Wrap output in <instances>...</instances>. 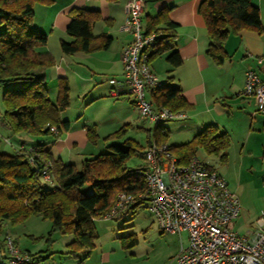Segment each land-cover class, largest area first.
I'll return each instance as SVG.
<instances>
[{"label":"trees","instance_id":"16d2710c","mask_svg":"<svg viewBox=\"0 0 264 264\" xmlns=\"http://www.w3.org/2000/svg\"><path fill=\"white\" fill-rule=\"evenodd\" d=\"M56 1L0 0V86L20 84L19 88L7 90L4 94L3 119L8 128L17 134L59 139L71 128L70 122L63 121L60 115L70 106L69 83L66 78L59 80L58 102H53L45 71L56 66V59L47 51L49 36L33 27L35 6H52ZM168 12L169 9L164 8L156 17H147L145 34H156L159 40L150 61L172 50L168 62L176 68L182 65L183 59L170 42L176 36L177 25L168 18ZM199 13L206 22L209 34L207 54L219 66L228 57L225 43L230 35L244 30L259 34L264 32L260 10L252 0H203ZM70 16L67 32L72 40L61 41L63 55L90 54L110 48L111 37L96 36L93 32V24L103 20L100 11L76 8ZM159 25L163 27L158 28ZM182 93L181 88L163 83L162 87L150 94V100L157 107L184 112L190 105ZM53 127L58 130V135L52 132ZM123 132L122 129V132L109 135L104 140H118ZM88 133L92 143L99 140L95 127H90ZM169 136L170 131L164 124L155 125L154 131H149L148 146L153 143L168 144ZM1 143L0 139V147ZM230 146L229 134L212 125L204 128L191 142L169 148L178 162L186 165L196 157L199 148H204L209 154L222 155L227 161ZM45 147L44 143L32 146L23 144V149H15L14 155L0 151V232L6 222L20 223L33 215L38 216L51 221L50 234L60 232L74 236L70 247L75 257L86 249H89L90 256L98 238L94 221L111 210L118 193L136 197L135 203L126 210H136L147 203L146 199L139 201L137 198L147 188L145 180L138 173L141 164L136 170L126 166L137 151L136 145L131 141L112 145L107 143V153L85 159L80 168L54 159ZM30 148L35 150L37 166L30 162ZM47 161L53 163L52 183L57 184L53 190L45 189L41 182V170ZM87 184L92 185V194L81 191ZM6 238L0 245V264L7 259V254L4 255L7 253ZM131 241L132 244L137 243L136 239ZM31 256L34 258V255Z\"/></svg>","mask_w":264,"mask_h":264},{"label":"rangeland","instance_id":"374dc122","mask_svg":"<svg viewBox=\"0 0 264 264\" xmlns=\"http://www.w3.org/2000/svg\"><path fill=\"white\" fill-rule=\"evenodd\" d=\"M63 3L64 0H58V5ZM50 7L40 4L35 6L36 15L33 27L49 36L48 45L57 56L58 64L68 70L70 106L61 111V117L72 123L79 122L77 125L79 127L85 124L96 127L100 139L97 145L85 151L88 159L107 153V143L108 145L123 144L127 141L134 143L137 151L127 161L126 166L136 170L142 163L143 149L148 146L149 131H154L155 125L139 118L138 112L131 103L133 101L131 95H124L121 98L110 96L108 80L114 77V74H111L112 71L99 69L102 65L98 64L97 60L91 59L98 55L96 52L90 55L80 53L65 56L62 54L60 40L70 41V38L61 34L60 31L54 32L51 37L52 28L49 18L56 8L54 6L50 9ZM112 11L118 18V24L109 28L110 26L100 22L94 29L95 34L106 32L113 37L114 46L109 52L102 54L110 60L118 54L124 20V11L117 4L113 6ZM48 15L51 16L48 17ZM163 82L169 85L171 81L163 80ZM59 84L60 81L57 78H55V83L49 80L47 84L50 99L55 103L58 102ZM19 87L20 84L0 86V139L2 140L0 151L9 155L16 153L15 146L17 145L43 144L49 138V136L17 134L5 124L3 119L4 94L7 90ZM127 98H131V101ZM197 122L198 120L188 115L187 119L165 123V127L170 131L168 145L175 148L191 142ZM233 124L238 130L232 138L229 160H224L222 155L209 154L204 148L198 149V158L222 175L229 183L230 189L238 196L241 214L235 227L239 235L245 236L256 229L260 218L264 219V143L261 136H257L256 140H251L254 151L251 154L245 152L244 156L242 147L244 142L248 141V130L235 120ZM122 129L124 132L118 140L111 142L104 140V137L122 132ZM261 133L263 135V132ZM74 160V162H79L75 158ZM78 167L80 168V165ZM41 182L47 190L57 187L55 183L44 180ZM81 191L89 195L93 193V187L87 184ZM94 227L98 238L90 256L89 249H86L80 251L79 257H75L70 247L74 236L60 232L50 234L51 221L34 215L20 223L6 222L0 232V245L7 236H10L15 243H19L21 251L25 253L29 251L36 256L35 264H177L176 255L180 253L182 241L185 245L187 244L188 235L186 233L182 235L181 241L177 234L160 231L148 203L136 210H124L112 219H95ZM132 239H136L137 243L132 244ZM6 254L4 253L5 256Z\"/></svg>","mask_w":264,"mask_h":264},{"label":"built area","instance_id":"2783aa9c","mask_svg":"<svg viewBox=\"0 0 264 264\" xmlns=\"http://www.w3.org/2000/svg\"><path fill=\"white\" fill-rule=\"evenodd\" d=\"M146 1L130 0L125 8L126 18L122 31L132 35V41L123 50L124 80L116 81L118 87L110 96L120 98L123 84L130 86V95L139 118L152 125L187 118L185 112H174L167 107H157L149 98L163 86L151 67L159 40L156 34H145L143 17ZM258 63L264 67V57ZM243 96L254 99L258 110L264 112V80L258 72L246 73ZM52 132L59 134L53 127ZM23 149V148H21ZM30 162L36 165L35 150ZM53 163L47 161L41 170L44 181L52 183ZM139 175L146 182V192L139 201L146 199L162 233L188 235L182 241L177 264H264V219L260 218L253 232L239 235L234 226L241 214L238 196L230 189L227 180L216 170L194 157L189 164H180L168 144L153 143L143 151ZM136 197L118 193L114 206L102 218L112 219L134 204ZM7 259L3 264H35L31 254L21 251L13 238H6Z\"/></svg>","mask_w":264,"mask_h":264},{"label":"crops","instance_id":"0c3cea01","mask_svg":"<svg viewBox=\"0 0 264 264\" xmlns=\"http://www.w3.org/2000/svg\"><path fill=\"white\" fill-rule=\"evenodd\" d=\"M129 1L130 0H64L62 5H58L57 0L56 3L50 7L51 9L55 6V12L52 16L48 15V17L51 16L49 18L52 28L51 37L54 35V32L60 31L61 34L68 36L70 41L72 40L68 35L67 28L71 22L70 13L76 8L98 10L101 12L103 20L93 24V32L96 24L100 22H104L108 27L110 26L109 28H113L118 24V18L112 11L113 6L116 4L124 11V20L122 21L124 23L126 18L125 8ZM145 1L144 31H146V18L149 16L151 18L156 17L164 8L169 9L168 18L177 25L175 30L176 36L173 40H170V42L181 55L183 59L182 65L173 68L169 64L168 57L173 52L169 50L158 55L151 62V67L162 82L163 80H169L171 81L168 83L169 85L182 89L183 97L190 105V108L184 112L187 117L191 115L193 119L196 121L198 120L195 125L196 130L193 134V138L207 126L215 125L218 126L222 132L229 134L232 144L234 133L238 130L237 126L233 124L235 120L237 123L243 124V128L248 130V141L244 142L242 153L244 156L246 154L245 152L251 154L252 151H254L251 140H256L257 136H261V140L264 143V112H257L258 107L255 100L244 97L242 93L248 70H255L264 80V67L258 63L259 57H264V32L259 34L254 31L244 30L238 34L230 35L225 43V51L228 57L225 62L219 66L207 54L210 44L209 34L206 22L199 13V6L203 0ZM252 3L260 10L264 27V0H252ZM161 27L163 26H158V28ZM95 35H105L112 38L109 49L98 51L96 52V54H98L97 56L91 57V59L97 60L98 64L102 65L99 66V69L112 71L111 74H114V77L108 80L110 94L111 89L118 87L116 81L124 80L122 53L132 41V35L125 32L121 33V43L120 46H118V54L111 60L104 55L102 56V54L109 52L114 46L113 37L106 32ZM62 40L63 39L60 40V43ZM49 46L50 45L47 46V51L56 59L57 56ZM62 60H64V57H62ZM56 63V66L45 71L47 84L49 80L55 83V78L58 80L63 78L68 79V70H66L64 66L59 65L57 59ZM77 74L80 76L79 72H77ZM121 86V90L125 93L124 95H130V86L126 83ZM127 99L131 101V98ZM62 120L69 121L63 117ZM69 122L71 124L70 131L62 134L59 139L53 136H49V138L46 137L48 140L43 143L46 145V150L51 152L54 159H61L64 163H72L77 166L80 165L81 167L83 161L87 159L85 151L92 148L93 145H97L98 142H91L88 133L90 126L88 124L79 127L77 126L79 122ZM261 132H263V135ZM98 137L100 139L99 134ZM22 145L23 144L15 146L16 150L21 149ZM74 158L79 162H74ZM234 228L236 230L235 226ZM15 244L18 248L20 247L19 243ZM26 253L33 255V253L29 251ZM177 256L178 254L176 257ZM34 258H36V256H34Z\"/></svg>","mask_w":264,"mask_h":264}]
</instances>
